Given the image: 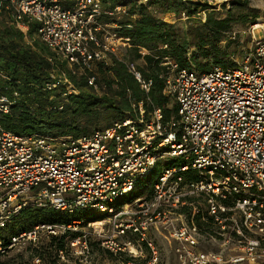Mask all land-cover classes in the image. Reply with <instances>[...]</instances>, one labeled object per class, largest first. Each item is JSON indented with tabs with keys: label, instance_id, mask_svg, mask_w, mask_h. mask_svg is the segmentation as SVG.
Returning a JSON list of instances; mask_svg holds the SVG:
<instances>
[{
	"label": "built area",
	"instance_id": "obj_1",
	"mask_svg": "<svg viewBox=\"0 0 264 264\" xmlns=\"http://www.w3.org/2000/svg\"><path fill=\"white\" fill-rule=\"evenodd\" d=\"M169 1L199 6L193 16L182 12L180 19L202 23L206 13L233 0ZM9 4L24 38L34 26L35 38L49 50L52 74L45 90L63 84L72 92L66 74L58 72L60 64L87 69L111 56L138 81L149 109L140 101L136 119L126 117L77 138L22 134L0 126V230L6 232L26 209L85 210L112 220L100 244L113 254L127 251L132 259L127 264H140L138 251L125 239L128 233L147 244L152 252L148 263L156 262L150 229L168 233L183 263L264 264V37L255 38L252 50L234 67L195 72L169 61L163 94L176 102L177 119L164 121L162 109L149 98L152 80L108 43L111 38L129 39L117 34L116 25L100 21L103 15L127 16L124 6L109 11L101 0H0V10ZM94 82L88 77L90 85ZM10 83L9 73L0 68V117L11 112L19 97ZM169 157H183L188 164L165 167L149 197L138 195L131 203L113 205ZM200 203L205 214L197 207ZM82 223L39 222L30 230L11 231L0 238V264L10 250L41 234L58 237ZM206 241L218 250L202 249ZM87 243L83 234L67 238L57 250V264H66L70 255L80 258ZM30 264L47 263L35 256Z\"/></svg>",
	"mask_w": 264,
	"mask_h": 264
},
{
	"label": "trees",
	"instance_id": "obj_2",
	"mask_svg": "<svg viewBox=\"0 0 264 264\" xmlns=\"http://www.w3.org/2000/svg\"><path fill=\"white\" fill-rule=\"evenodd\" d=\"M118 1L120 0H101V3L109 11L118 5L126 7L127 17L117 21L118 28L115 31L119 36L129 39L130 45L124 58L133 62L142 60L143 64L137 65L138 70L145 79L152 80L149 98L154 107L162 109L164 121L177 119L176 107L171 106L169 109L171 101L163 94L164 79L170 72L169 61H174L179 68H190L194 65L205 68L216 65L224 68L237 66L233 60L234 54L227 50L229 44L237 41L232 29L233 21L237 19L231 15L230 10L223 17L217 16L213 11L208 12L204 22L193 26L185 25L188 28L180 31L177 22L183 21L180 20L181 13L193 15L198 12L199 6L181 2L174 6L175 2L169 0H153L147 3L135 1L129 5L117 4ZM232 4L244 3L235 0ZM187 7L188 11H184ZM0 14L6 16L5 20H0V68L9 73L11 89L19 93L11 112L0 117L2 128L22 134L38 133L77 138L88 136L126 117L136 119L139 116L138 103L141 101L144 106L147 105L146 95L138 81L124 63L111 56L107 60L93 61L87 69L79 66L72 69L65 62L60 64L58 72L66 74L72 92L69 93L68 86L63 84L51 91L45 90V84L51 80L52 74V66L46 59L47 50L39 51L28 46L24 34L12 21L10 4L7 8L3 7ZM111 19L113 18L109 15H103L100 21L112 23ZM33 33L34 26L28 34L32 43L43 45L32 37ZM224 42L225 47L222 46ZM142 49L146 52L143 53ZM90 76L95 78L94 85L88 83ZM189 176L188 173L184 174L185 178ZM52 212L54 211L26 209L16 217L12 231L20 230V221L34 225L35 220L42 216L45 218L41 219L47 223L66 222L61 218L52 219ZM82 213L87 214L85 211L74 212L77 217L71 220L82 219ZM98 217L93 216L84 222L100 220ZM210 221L207 216L204 225L208 227ZM20 227L26 229L24 224ZM69 235V231H66L61 236L48 238L47 248L44 249L48 260L41 252L37 256L47 260V264H57V250L65 246L66 237ZM77 235L78 232L72 233L70 237ZM93 245L91 243L92 247ZM131 260L128 257L125 262Z\"/></svg>",
	"mask_w": 264,
	"mask_h": 264
},
{
	"label": "rangeland",
	"instance_id": "obj_3",
	"mask_svg": "<svg viewBox=\"0 0 264 264\" xmlns=\"http://www.w3.org/2000/svg\"><path fill=\"white\" fill-rule=\"evenodd\" d=\"M139 2V3H147L144 0H120L118 1L117 4H123V5H129L130 2ZM235 0L231 1L230 4H221L215 11V14L219 17H223L229 12L231 15L237 19L233 21L232 24V29L233 32L235 33L236 37V42H232L229 44V48L227 47V50L230 51V53L234 54L233 60L238 63L244 58V56L249 53L254 45V40L255 38L259 37H264V0H236L239 3H244L243 5H238V4H232ZM175 2V1H172ZM179 2H175L173 5L178 6ZM232 4V5H231ZM189 6V5H188ZM126 8V7H125ZM189 7L185 8L184 11H188ZM207 15V13H206ZM193 16V15H190ZM111 18V24L116 25L114 26L115 29L118 28L117 21L120 18L127 17L123 14H118V15H113L110 16ZM5 20L6 16L0 14V20ZM198 18H190L189 20H184L181 22H177L178 29L180 31L185 30L186 26H193L196 23H201L200 21L197 20ZM8 20V19H7ZM109 20V19H107ZM181 20V19H180ZM260 25L257 27L252 28V25ZM186 25V26H185ZM184 32V31H183ZM32 37L35 38V35L32 34ZM28 39H25V42H28V46L35 50L43 51L47 50L49 51L46 46L44 45H39L40 43H32L31 39L29 36L27 37ZM108 43L117 49V52H119L120 55L124 58V55L126 54V49L129 47L128 42H123L119 38H114V39H109ZM43 44V43H42ZM222 46L225 47V42L222 44ZM143 53H145V50H141ZM136 65H142L143 62L142 60H135ZM193 71L195 72H201V71H207L206 69H210L211 67L205 68L203 66H191L190 67ZM171 106H175L177 108V104L175 101H171L169 103V109H171ZM147 109H149L148 106H146ZM184 164H188V161L185 160L183 157H169L167 160H163L158 162V164L155 166L153 169V172L149 177H147L141 184L135 188V190L129 194H127L124 197L119 198L116 200L113 205L117 207L118 205L122 203H131L133 199L138 196H148L151 194V188L153 187V184L157 181L158 177L160 176L161 172L164 170L165 167L175 165V166H182ZM199 209L202 211L204 210L205 214V206L204 204L200 203L197 206ZM33 210V209H32ZM85 211V210H84ZM191 210H186V212H190ZM87 214H80L82 217L83 222L91 219L93 216H100L98 218H101L100 220H90L87 221L84 224L78 225L76 230H69V236L72 235V233H77L78 234H83L85 235V239L88 240L87 246L88 249L85 251V253L79 258H75L73 256H69V261L66 264H127L125 262V259L130 257L127 251L125 252H119L117 254L109 255L106 249L102 248L101 246V239L104 237V235H107L111 231V225H112V220H108L104 215H100L99 213L96 212H91V211H85ZM77 215V214H76ZM89 215V216H88ZM43 219L45 218L42 216ZM41 217V218H42ZM51 217V216H50ZM77 216H74V214H67V213H62V212H57L54 211L52 212V219H58L61 218L62 220H66V222H69V220L75 218ZM34 219L36 223L39 222H46L43 221V219ZM96 219V218H95ZM90 222H96L95 224H88ZM100 222V223H97ZM17 224V222H16ZM24 224V227L26 229H21V225ZM33 223L30 222H25L20 221L19 222V229L20 230H30L32 228ZM18 227V225H17ZM16 228V226H15ZM12 231V225L11 227L7 228L6 232H3V230H0V238L5 237V234H11ZM68 232V231H67ZM160 232V233H159ZM161 233H164L163 235ZM129 235L125 237L127 240H131V248L134 247L138 251L137 260L138 263L140 264H149L148 262L151 260L152 261V252L147 246L145 242H141L137 236ZM148 240L152 241L153 246H155V249L157 250V260L154 264H188V263H183V261L177 257L175 253V241L174 240H169L168 238V233L162 230H153L150 229L148 231ZM118 240H124V239H118ZM49 239L44 235L41 234L39 237H37L36 240H31L28 242H25L24 245L18 247L17 249H12L10 250L2 259L1 262L2 264H30L32 259L38 255V253L45 255L44 249L47 248L46 245L48 243ZM171 241V242H170ZM174 241V242H173ZM91 243L93 247L91 246ZM98 243V244H97ZM202 249L204 250H218L217 244L214 243H209V242H203L202 243ZM141 253V254H140ZM139 256V257H138ZM47 259V256H44ZM45 263L48 260L42 259Z\"/></svg>",
	"mask_w": 264,
	"mask_h": 264
},
{
	"label": "bare ground",
	"instance_id": "obj_4",
	"mask_svg": "<svg viewBox=\"0 0 264 264\" xmlns=\"http://www.w3.org/2000/svg\"><path fill=\"white\" fill-rule=\"evenodd\" d=\"M257 26H260V25H257ZM264 26V25H263ZM132 251H134L135 252V249H132Z\"/></svg>",
	"mask_w": 264,
	"mask_h": 264
},
{
	"label": "crops",
	"instance_id": "obj_5",
	"mask_svg": "<svg viewBox=\"0 0 264 264\" xmlns=\"http://www.w3.org/2000/svg\"><path fill=\"white\" fill-rule=\"evenodd\" d=\"M146 52V51H145ZM160 233V232H159ZM163 235V233H161ZM171 242V241H170ZM174 242V241H173ZM175 246H176V242H175Z\"/></svg>",
	"mask_w": 264,
	"mask_h": 264
}]
</instances>
